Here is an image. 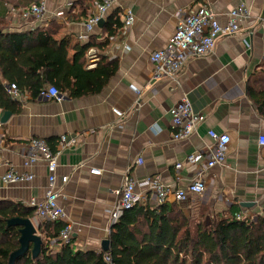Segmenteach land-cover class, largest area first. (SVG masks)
I'll return each mask as SVG.
<instances>
[{"label": "crops", "instance_id": "crops-1", "mask_svg": "<svg viewBox=\"0 0 264 264\" xmlns=\"http://www.w3.org/2000/svg\"><path fill=\"white\" fill-rule=\"evenodd\" d=\"M44 1L48 18L67 9L64 18L43 25L25 23L9 17L10 8L18 9L15 5H5L1 10L7 21L6 32L53 26L54 38L67 42L69 62H76L84 44L77 36L98 4ZM240 5L246 7L248 17L241 21L238 35L218 39L208 57L187 60L176 82L152 80L154 66L149 57L166 45L183 15L207 6L223 25L230 10ZM127 10L133 13L134 23L124 28L123 13ZM114 15L122 27L99 51L107 60L116 61L118 68L101 93L74 99L62 95L59 102L32 99L29 93H22L17 100L20 112L11 113L1 123L4 112L0 111V202L28 207L30 200L44 197L48 177L45 165H22L29 139H42L55 151L60 136L74 138L76 144L65 148L58 158L56 175L70 176L64 206L75 250L100 252L101 242L109 238V211L117 202L115 193L122 177L128 174L135 181L159 177L164 184L186 189L195 174L176 171L174 165L195 152L202 153L203 158L208 156L212 141L207 132L213 130L229 137L224 165L204 172L202 195L181 203L170 197L164 204H178L186 217L196 222L222 221L237 214L243 219L260 216L264 211V151L257 140L264 135V118L258 114L248 88L264 90V0H116L106 17ZM102 29H94V41L106 39ZM183 96L205 121L188 141L172 142L169 111ZM113 109L123 115L116 116ZM115 126L121 131H113ZM138 158L143 161L141 165L136 164ZM5 164L15 172L32 173L33 180L18 185L3 183ZM90 169H99L101 174L92 175ZM143 195L139 205L148 210L159 206L153 196ZM51 245L57 249L54 240Z\"/></svg>", "mask_w": 264, "mask_h": 264}, {"label": "trees", "instance_id": "trees-1", "mask_svg": "<svg viewBox=\"0 0 264 264\" xmlns=\"http://www.w3.org/2000/svg\"><path fill=\"white\" fill-rule=\"evenodd\" d=\"M82 1L100 4L102 0ZM30 3L31 0H0V111L20 112L19 102L7 92L11 84L32 99L38 98L46 85L72 99L101 93L118 68L116 61L107 60L100 52L107 46V39L122 27L118 15L105 17L102 30L107 33L106 39L94 41L90 34L80 57L71 63L67 42L54 38L53 26L6 32L7 21L1 8L12 4L22 9ZM89 48L98 51L99 60L95 68L86 70L85 53ZM248 94L264 118V90L253 92L248 88ZM34 214V209L20 203L0 202V264H7L9 255L19 247V230L8 227L7 221L32 219ZM62 228L61 222L39 223V256L32 258L27 252L14 264H264L263 216L196 222L186 217L176 203L152 210L137 204L111 226L107 252L75 250L73 239L68 244L57 243V249L51 248V241L58 238Z\"/></svg>", "mask_w": 264, "mask_h": 264}, {"label": "built area", "instance_id": "built-area-1", "mask_svg": "<svg viewBox=\"0 0 264 264\" xmlns=\"http://www.w3.org/2000/svg\"><path fill=\"white\" fill-rule=\"evenodd\" d=\"M116 0H102L95 10L89 15L83 24V31L77 36V40L86 43L90 34L97 27L101 20L114 7ZM67 9H61L54 13L52 17H47L46 2L40 0L39 3L31 4L27 8H10L8 15L10 18L18 17L22 22H35L43 25L48 21L58 22L66 15ZM248 17V11L244 5L233 8L228 13V20L221 25L215 13L207 6L191 10L183 15L176 25L174 33L169 37L166 45L151 53L149 59L154 66L152 80L166 79L176 82L180 72L189 59H199L208 57L214 51L216 41L222 37H235L241 32V21ZM134 23V15L127 10L123 13V27H131ZM86 69H92L99 60L98 51L89 48L86 53ZM7 92L12 99H20V93L14 84L7 87ZM39 97L44 100L61 101L63 96L59 94L54 86L40 92ZM116 116L121 117L122 112L113 109ZM171 117V141H188L197 131L198 127L204 123L205 117L202 113L194 111L187 96H183L169 111ZM113 131H121V127H112ZM208 138L212 141L210 154L203 158L202 153L195 152L189 154L183 162L174 165L176 171L184 170L187 174H195L194 178L187 184L186 189L164 184L159 177H147L140 181L133 180L128 174L122 177L120 188L116 191L117 202L109 211L110 226L117 223L123 213L132 209L142 202L144 193L155 198L157 204L166 203L171 197L176 202H184L190 196H200L204 192L205 185L203 174L205 171L224 165L229 137L227 134H217L213 130L207 132ZM258 147L264 151V135L258 137ZM74 138L60 136L56 150L52 151L49 145L39 138H31L27 141V156L23 161V167L29 168L37 163H43L48 171L47 188L41 200L32 199L28 207L35 210V216L31 219L37 226L39 223L61 222L63 228L55 239L57 243L68 244L72 239V225L67 222L66 208L64 202L67 200L65 187L70 176L57 177L58 158L61 152L75 145ZM1 150V149H0ZM143 163L141 158L136 160V164ZM6 172L2 176L5 184L18 185L23 182H30L34 176L32 173L15 172L11 165L5 164ZM92 175L99 176V169H90ZM260 216L264 217V211ZM236 220H243L241 214L234 215ZM251 217L250 220H252ZM40 235V234H39ZM54 245V243H52ZM52 248V245L50 246ZM109 260L108 257H105Z\"/></svg>", "mask_w": 264, "mask_h": 264}, {"label": "water", "instance_id": "water-1", "mask_svg": "<svg viewBox=\"0 0 264 264\" xmlns=\"http://www.w3.org/2000/svg\"><path fill=\"white\" fill-rule=\"evenodd\" d=\"M104 22V20H101L97 27H102ZM10 116V112H4L1 123L6 122ZM7 226L17 227L20 235L18 239L19 247L9 255L7 264H14L17 259L26 255L27 252H30L32 258H37L42 244L41 237L37 232L38 225L35 226L31 219L12 218L7 221ZM108 249L109 239H105L101 242V251L107 252Z\"/></svg>", "mask_w": 264, "mask_h": 264}, {"label": "rangeland", "instance_id": "rangeland-1", "mask_svg": "<svg viewBox=\"0 0 264 264\" xmlns=\"http://www.w3.org/2000/svg\"><path fill=\"white\" fill-rule=\"evenodd\" d=\"M211 218V217H210ZM210 221H211V219H210Z\"/></svg>", "mask_w": 264, "mask_h": 264}]
</instances>
